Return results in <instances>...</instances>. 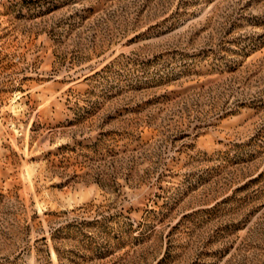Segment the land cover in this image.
Instances as JSON below:
<instances>
[{
    "label": "rangeland",
    "instance_id": "374dc122",
    "mask_svg": "<svg viewBox=\"0 0 264 264\" xmlns=\"http://www.w3.org/2000/svg\"><path fill=\"white\" fill-rule=\"evenodd\" d=\"M0 264H264V0H0Z\"/></svg>",
    "mask_w": 264,
    "mask_h": 264
}]
</instances>
